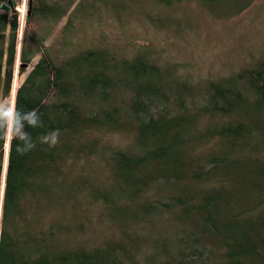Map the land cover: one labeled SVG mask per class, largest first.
<instances>
[{"label":"trees","instance_id":"16d2710c","mask_svg":"<svg viewBox=\"0 0 264 264\" xmlns=\"http://www.w3.org/2000/svg\"><path fill=\"white\" fill-rule=\"evenodd\" d=\"M200 1L235 15L255 0ZM4 2L0 100L14 92L5 110L16 122L0 118V264H264V60L192 85L146 52L122 62L96 50L43 55L13 90L19 22ZM42 3L31 16L67 15ZM121 131L134 132L131 145H101ZM52 132L57 143H42ZM100 159L107 186L74 170ZM88 203L116 225L95 246L84 240Z\"/></svg>","mask_w":264,"mask_h":264},{"label":"rangeland","instance_id":"374dc122","mask_svg":"<svg viewBox=\"0 0 264 264\" xmlns=\"http://www.w3.org/2000/svg\"><path fill=\"white\" fill-rule=\"evenodd\" d=\"M34 1L53 5L57 8L55 15L63 10L67 15L53 20L55 17L48 19L35 12L33 17ZM7 13L9 18L16 14L19 22L13 90L43 55L58 62L96 50L106 51L108 57L122 62L146 52L164 67L160 68L161 74L172 69L192 85L229 78L264 60V0H255L235 15L217 14L200 0H17L15 11L10 9ZM5 37L6 49L9 30ZM23 53L31 57L30 63L21 61ZM172 75L170 81L174 79ZM120 77L128 78L126 74ZM13 101L14 92L11 97H1L0 109L12 108ZM134 137V132L130 131L106 132L100 141L106 148H124L131 145ZM99 165L101 167L83 161L74 166V170L84 168L85 177L107 186L111 171L104 159L99 160ZM95 167H98L97 172ZM87 205L84 240L95 246L109 234L111 226L114 229L116 225L104 221L99 205Z\"/></svg>","mask_w":264,"mask_h":264},{"label":"clouds","instance_id":"9594fccd","mask_svg":"<svg viewBox=\"0 0 264 264\" xmlns=\"http://www.w3.org/2000/svg\"><path fill=\"white\" fill-rule=\"evenodd\" d=\"M33 116H35V113H31L28 119H29V123L34 125L36 123V120L32 118ZM0 118L7 119L9 124H15L16 122L15 113H13L11 109L8 110L0 109ZM57 136L58 133L52 132L48 136L42 138V143H46V144L50 143L51 145H55L57 143ZM21 138H25V137H21ZM34 147H35L34 144H29L27 148H23V149L18 148V151L21 153H26L27 151H29V149H32Z\"/></svg>","mask_w":264,"mask_h":264},{"label":"water","instance_id":"95a60500","mask_svg":"<svg viewBox=\"0 0 264 264\" xmlns=\"http://www.w3.org/2000/svg\"><path fill=\"white\" fill-rule=\"evenodd\" d=\"M15 5H17L16 1H11L9 0V4H2V9L3 10H7L9 11L10 9H12L13 11H15ZM7 171V165H5V163H0V189H4V177H5V173Z\"/></svg>","mask_w":264,"mask_h":264},{"label":"bare ground","instance_id":"6f19581e","mask_svg":"<svg viewBox=\"0 0 264 264\" xmlns=\"http://www.w3.org/2000/svg\"><path fill=\"white\" fill-rule=\"evenodd\" d=\"M111 97H112V96H111ZM7 152H8V151H7ZM7 152H6V156H7V157L5 156L6 158H5V161H4L5 165H7V159H8V153H7ZM105 213H106V212H105ZM108 216H109V215H108ZM109 217H110V216H109ZM128 264H129V263H128Z\"/></svg>","mask_w":264,"mask_h":264},{"label":"flooded vegetation","instance_id":"af4514ba","mask_svg":"<svg viewBox=\"0 0 264 264\" xmlns=\"http://www.w3.org/2000/svg\"><path fill=\"white\" fill-rule=\"evenodd\" d=\"M11 1H13V2L16 1L17 2V0H11ZM7 4H9V0H8Z\"/></svg>","mask_w":264,"mask_h":264}]
</instances>
